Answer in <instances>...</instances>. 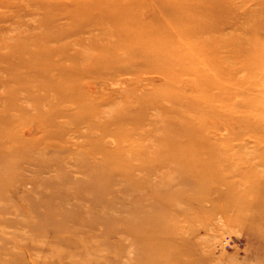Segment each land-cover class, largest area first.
<instances>
[{
	"label": "rangeland",
	"instance_id": "rangeland-1",
	"mask_svg": "<svg viewBox=\"0 0 264 264\" xmlns=\"http://www.w3.org/2000/svg\"><path fill=\"white\" fill-rule=\"evenodd\" d=\"M79 2L0 0V264H264V0H132L157 12L185 2L196 14L182 24L184 41L197 46L194 143L215 149L210 159L194 152L183 167L145 150L127 158L130 147L153 143L160 112L181 110L135 108L161 85L159 75L117 76L112 96L85 115L70 99L75 88L68 97L57 89L53 68L34 69L38 59L28 55L38 48L75 42L47 39L66 29L64 8ZM79 37L70 57L86 50ZM74 81L94 96L92 83ZM106 119L138 127L121 125L112 137L103 134ZM110 153L120 167L105 163ZM205 178L223 197L197 201Z\"/></svg>",
	"mask_w": 264,
	"mask_h": 264
},
{
	"label": "bare ground",
	"instance_id": "bare-ground-1",
	"mask_svg": "<svg viewBox=\"0 0 264 264\" xmlns=\"http://www.w3.org/2000/svg\"><path fill=\"white\" fill-rule=\"evenodd\" d=\"M132 3V0H80L69 9L64 8L68 25L65 30L50 35L47 43L73 37L77 38L75 42L50 49L40 47L28 55V58L38 59L39 63L34 69L40 73L53 68L57 75L54 83L63 96L72 95V88H75L77 92L70 99L77 112L85 115L93 107L96 110L105 104L108 97L112 96L110 88L114 87L113 79L117 76L141 72L159 75L162 79L161 85H156L154 91L137 100L135 108L149 107L159 113L164 105L171 103L179 106L181 110L160 112L157 122L161 128L156 130L153 143L148 148L140 147L137 153L134 152L135 148L129 145L127 158L132 160L133 156L141 155L145 150L153 154L156 162L173 160L179 163L178 167L197 159L194 153L196 151L200 152L204 159H210L215 147L206 140L200 145L194 143L201 127L200 118H197V82L193 81L197 74H192L197 73L192 68L193 64H197V46L184 41L182 36V32L188 34L182 24H192L196 17L195 11L185 2L172 4L168 9L159 12L148 7L138 8ZM163 17H168V20L164 21ZM167 23L168 28L163 26ZM80 35L86 36V50L70 57L67 51L74 44L84 42L79 39ZM65 61L70 63L68 69L63 67ZM183 76L187 77L185 81L182 80ZM79 78L92 83L87 86L88 92L94 95L90 99H86L78 85L73 84L72 81L77 82ZM118 82L121 86L125 85L121 81ZM146 83L147 81H144V84ZM129 89L128 99L124 101L127 104L135 95L134 89ZM55 100L53 98L52 104ZM76 121V124L81 123L79 119ZM123 121L117 127L114 119H106L101 125L103 134L115 137L119 134L121 125L138 127L135 119L129 123ZM109 127L114 128L109 130ZM138 138L142 139L140 136ZM192 152L193 156L189 154ZM110 154V158H105V163L108 166L120 167L123 159L116 158V153ZM123 158L125 160L126 156ZM149 158L150 156L143 158V165L148 166L153 162ZM184 177V174L180 175L181 179ZM206 179H201L196 184L195 195L198 202L205 200L204 198L213 191L217 193L215 183ZM217 194L223 197L221 193Z\"/></svg>",
	"mask_w": 264,
	"mask_h": 264
}]
</instances>
